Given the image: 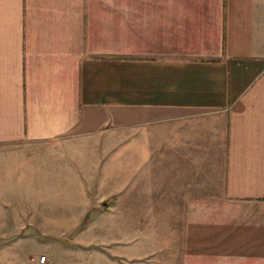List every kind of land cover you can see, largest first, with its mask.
<instances>
[{
	"label": "crops",
	"instance_id": "0c3cea01",
	"mask_svg": "<svg viewBox=\"0 0 264 264\" xmlns=\"http://www.w3.org/2000/svg\"><path fill=\"white\" fill-rule=\"evenodd\" d=\"M0 192H81L110 264H264V0H0Z\"/></svg>",
	"mask_w": 264,
	"mask_h": 264
},
{
	"label": "rangeland",
	"instance_id": "374dc122",
	"mask_svg": "<svg viewBox=\"0 0 264 264\" xmlns=\"http://www.w3.org/2000/svg\"><path fill=\"white\" fill-rule=\"evenodd\" d=\"M84 200L81 192H0V264H110L95 251L112 246L98 231L104 221L90 219Z\"/></svg>",
	"mask_w": 264,
	"mask_h": 264
},
{
	"label": "built area",
	"instance_id": "2783aa9c",
	"mask_svg": "<svg viewBox=\"0 0 264 264\" xmlns=\"http://www.w3.org/2000/svg\"><path fill=\"white\" fill-rule=\"evenodd\" d=\"M38 259H39V261H43L45 258L43 255H40Z\"/></svg>",
	"mask_w": 264,
	"mask_h": 264
}]
</instances>
